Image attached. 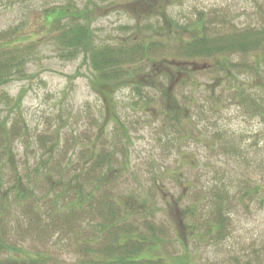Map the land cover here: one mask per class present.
Wrapping results in <instances>:
<instances>
[{"label":"rangeland","instance_id":"obj_1","mask_svg":"<svg viewBox=\"0 0 264 264\" xmlns=\"http://www.w3.org/2000/svg\"><path fill=\"white\" fill-rule=\"evenodd\" d=\"M259 79L264 0H0V264H264Z\"/></svg>","mask_w":264,"mask_h":264},{"label":"trees","instance_id":"obj_2","mask_svg":"<svg viewBox=\"0 0 264 264\" xmlns=\"http://www.w3.org/2000/svg\"><path fill=\"white\" fill-rule=\"evenodd\" d=\"M67 31L69 32V34L70 33L73 34L70 36V35H68V32H67L66 42L68 44L70 43L72 46L77 47V48L78 47L84 48L87 51V53L91 52L93 54V58H95L97 56L98 52L101 51V49H99V50L97 49V47L94 44L95 42L92 41V33H91L90 28L88 26L86 27L85 25L78 23L75 25L68 26ZM251 59L254 62V64L256 65V67H258V68L261 67L262 55L259 51L252 54ZM103 77H112V76H110V75L107 76L103 73L102 78ZM258 81H259V86L264 91V81H262L260 79ZM123 239H126L124 241L126 243L127 242H132L135 244L138 243L136 245H141L140 243L143 244V242H142L143 239H138V237H126ZM123 239H120V240L123 241ZM136 253H137V251H136ZM125 256H127V258H123L124 260H121L122 262L132 261L138 256H140L141 258L143 257V256H141V253H140V255L135 254V256H134V254L133 255L126 254ZM112 261H114V259Z\"/></svg>","mask_w":264,"mask_h":264}]
</instances>
